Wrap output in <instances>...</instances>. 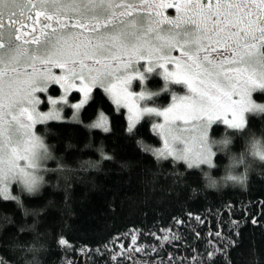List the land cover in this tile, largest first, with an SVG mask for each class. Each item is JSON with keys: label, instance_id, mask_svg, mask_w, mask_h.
Listing matches in <instances>:
<instances>
[{"label": "trees", "instance_id": "trees-1", "mask_svg": "<svg viewBox=\"0 0 264 264\" xmlns=\"http://www.w3.org/2000/svg\"><path fill=\"white\" fill-rule=\"evenodd\" d=\"M254 97L264 107V91ZM101 117L108 131L95 127ZM128 129L125 110L101 87L76 119L36 125L51 158L37 193L13 183L14 199L0 196V264H205L212 249L213 264H264V165L244 188H213L208 172L219 177L224 156L190 168L158 155L167 148L150 118ZM226 129L262 132L264 114L248 116L241 129L216 123L211 137Z\"/></svg>", "mask_w": 264, "mask_h": 264}, {"label": "snow or ice", "instance_id": "snow-or-ice-1", "mask_svg": "<svg viewBox=\"0 0 264 264\" xmlns=\"http://www.w3.org/2000/svg\"><path fill=\"white\" fill-rule=\"evenodd\" d=\"M172 7L179 15L164 17L162 10ZM16 9L19 19L13 18ZM177 49L179 58L172 56ZM134 59L147 60L149 72L155 59L166 79L175 77L188 89L164 111L144 109L188 133L173 137L181 147L158 155H174L190 168L211 165V125L241 129L246 112H264L250 98L254 89L264 90V0H0V196L14 199L7 192L12 181L37 193L43 177L17 169L16 160L26 159V167L36 169L40 160L51 158L46 148L36 155L30 131L15 135L31 127L20 122L21 116L32 124L46 119L35 112L39 100L34 94L55 83L65 94L70 88L82 91L87 100L91 88L99 86L118 105L123 100L134 123L139 109L114 82L131 79L121 69ZM168 64L175 71L169 72ZM38 65L47 67L38 71ZM53 65L63 74L52 75L48 68ZM95 127L108 131L103 119ZM193 142L199 144L195 152ZM251 222L257 224L255 218ZM214 254V249L206 253L205 264H213Z\"/></svg>", "mask_w": 264, "mask_h": 264}, {"label": "rangeland", "instance_id": "rangeland-1", "mask_svg": "<svg viewBox=\"0 0 264 264\" xmlns=\"http://www.w3.org/2000/svg\"><path fill=\"white\" fill-rule=\"evenodd\" d=\"M164 10H166V9L162 10L164 17L172 19L173 18L172 15L166 16L164 14L165 13ZM178 15H179V13L177 14V16ZM176 17H174L173 19H175ZM161 27L166 28V27H168V25L162 24ZM172 56L179 58L180 57V51L178 49L176 51H173ZM153 64H156V66L153 67L152 71L149 72V71H147V68L149 67L147 60H145V59L135 60L134 59L132 61V63H130L128 65V67L126 69H124V68L121 69V72H125L128 76L131 77V79H129L126 84H121L120 81L114 80V82L117 83V85H118L117 91L123 90L121 94H123L124 92L130 93L132 98H133V102L137 105V107L139 109L138 118L135 120L134 123H133V113H130L128 111V108L125 105V103L123 102V100L118 105L114 99L113 94L105 91L103 88L102 89L105 91L107 96L111 99V101L114 103V105L117 108L125 110V114H126L128 122H129V126L131 125L133 128L142 119L150 118L152 121V129L159 135L163 145L166 146L167 149L168 148L176 149L178 147H181L182 145L179 143V141L177 139H173V137H180L182 134L184 136H187L188 133L184 132L183 130H177L175 128V125L170 127L169 125L166 124L163 116H157L155 114V112H153V113L145 112L144 109L153 108L157 111H164L167 108H170L173 105V103L176 100H178L180 97L187 95L188 89L183 83H177L175 77H168L166 79L165 74H164V69H162L158 66L155 59H153ZM45 67H47V66L38 65V71H43ZM167 68H168L169 72L175 71V66L172 64H168ZM48 70L52 73V75H55V76H60L63 74L62 70L60 68L55 67L54 65L50 66L48 68ZM28 71H31V69H28ZM257 71H259V69H257ZM118 75H119V73H118ZM154 76H157L158 78H160L162 80V86L161 87L152 88L148 85V80ZM52 86H56L58 88V91H59L58 94L50 92V88ZM95 87H99V86L92 87L91 91L89 92L87 100H85L84 93L82 91H77L75 88H70V89H68L67 94H65L64 88H61L58 84L50 83L45 92H36L34 94L36 96V98L39 100V103H37L34 106L35 112L37 114L45 116L46 119L43 122L37 121L36 123L32 124L30 121L27 120L26 116H21L20 122L26 126L31 125V127L30 128L25 127L24 129H21L19 133H15V135L22 136L23 132L30 131L32 133L34 141H35V144L33 146V151L36 153V155H39L41 152L44 151V146L41 147V145H43V142L35 131L36 125L40 124V123H46L49 120H53V119L65 118L66 116L69 119H76L78 117V114L80 113V110L82 109V107L89 101V99L92 95V91ZM263 91L264 90L256 88L250 94V98H251L252 102L255 105H257L258 107H262V104L259 103L258 101H256L254 96H255V94L263 92ZM76 92L80 94V98L76 102H71L70 96ZM167 95H169L168 102H166L164 104H160L159 101L163 100L165 98V96H167ZM53 100L57 101V103L53 104L52 103ZM76 104H80L81 107L79 109L75 108L74 105H76ZM256 112H258V111L257 110H251V111H248L245 113V125L247 123V118H248L249 114L250 113H256ZM9 119H10V117H9ZM100 119H103L106 122V119L104 117H101ZM216 123H221V122H214L211 125V127L209 128V131H208V141L211 138L212 126ZM221 124L224 125L223 123H221ZM157 125H159L161 127H157ZM224 126L228 127L227 125H224ZM106 127H107V122H106ZM166 139L168 141L167 145L165 144ZM198 148H199V144L196 142H193L192 143L193 152H195ZM213 153H214V155L212 156L211 166H212V164H214V157H215L216 152L213 151ZM169 156H171L175 160L186 163L182 159H176L174 155H169ZM46 162H47V159L46 160H40L38 167L36 169H29L26 167L28 160L21 158V159L16 160V168L17 169L24 168L25 171L32 172L38 176H41L42 169H43L44 164ZM201 165H206L208 168H210L209 164H207V163L194 164L193 167H198ZM13 183L18 184L21 188H23L22 182L12 181L7 186V192H8V195L10 197L13 195V192H12V186H13L12 184Z\"/></svg>", "mask_w": 264, "mask_h": 264}, {"label": "clouds", "instance_id": "clouds-1", "mask_svg": "<svg viewBox=\"0 0 264 264\" xmlns=\"http://www.w3.org/2000/svg\"><path fill=\"white\" fill-rule=\"evenodd\" d=\"M252 115L254 113L249 114ZM237 138L241 140L239 150L235 148ZM208 143L212 151L224 156L225 161L219 177L213 175L214 169L208 172L210 187L227 184L244 188L250 172L258 165H264V131L226 129L220 136L211 137Z\"/></svg>", "mask_w": 264, "mask_h": 264}, {"label": "flooded vegetation", "instance_id": "flooded-vegetation-1", "mask_svg": "<svg viewBox=\"0 0 264 264\" xmlns=\"http://www.w3.org/2000/svg\"><path fill=\"white\" fill-rule=\"evenodd\" d=\"M166 10H164L165 11V15L166 16H170V15H172V17L174 18V17H176L177 16V12H176V10H175V8L174 7H172V8H165ZM16 11V16L15 17H13L14 19H19L20 18V11H19V9H16L15 10ZM7 13H6V15H5V20L7 21ZM172 18V19H173ZM41 23H44V21H43V18H41ZM40 27V25H37V28H39Z\"/></svg>", "mask_w": 264, "mask_h": 264}]
</instances>
